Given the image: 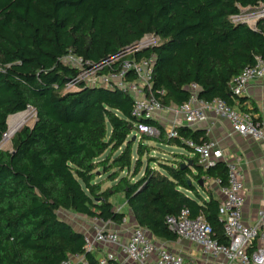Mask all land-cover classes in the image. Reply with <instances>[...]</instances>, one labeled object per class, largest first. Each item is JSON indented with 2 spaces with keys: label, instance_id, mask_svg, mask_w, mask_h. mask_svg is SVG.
Masks as SVG:
<instances>
[{
  "label": "trees",
  "instance_id": "trees-1",
  "mask_svg": "<svg viewBox=\"0 0 264 264\" xmlns=\"http://www.w3.org/2000/svg\"><path fill=\"white\" fill-rule=\"evenodd\" d=\"M261 5L264 0H0V142L10 116L36 111L35 123L13 135L12 149H0V264H60L76 253L98 264L85 249V234L59 211L120 224L125 213L112 201L117 194L158 239L177 240L166 219L187 206L228 243L220 199L205 186L208 179L227 183V164L205 169L184 141L201 142L206 130L182 124L170 137L157 119L135 116V98L119 87L65 91L79 70L62 58L73 52L98 64L119 56L101 73L128 59L153 58L152 94L164 107L189 100L196 83L199 98H221L253 113L258 107L248 108L230 82L258 56L264 59V16L255 26L231 16ZM148 35L158 41L134 47ZM135 78L129 71L126 79ZM140 122L159 135L133 139ZM147 141L178 144L193 156L144 162ZM101 175L113 185L103 188Z\"/></svg>",
  "mask_w": 264,
  "mask_h": 264
},
{
  "label": "built area",
  "instance_id": "built-area-1",
  "mask_svg": "<svg viewBox=\"0 0 264 264\" xmlns=\"http://www.w3.org/2000/svg\"><path fill=\"white\" fill-rule=\"evenodd\" d=\"M263 16L264 5H261L244 9L241 13L232 15L231 19L233 22H246L255 26ZM249 21H253L254 24ZM148 36L155 38L154 35ZM147 46L149 45L141 48ZM134 47L140 49L137 44ZM134 47H129L128 52ZM118 58L119 56H113L102 63L91 64L83 57L70 52L62 58V61L77 68L79 73L69 80L63 89L70 91L84 86H108L129 91L135 98L133 114L137 117L159 119L167 109L174 113L173 124L167 130L170 137L178 135L176 128L179 125L202 123L209 118V111H212L228 120L233 131L242 137L264 143V126L254 113L242 110L239 106L231 105L221 98H215L213 101L199 98L196 83L191 86L193 94L189 100L179 106L164 107L152 94L153 58L128 59L118 69L101 73L105 65H110ZM131 70L136 73V78L127 80V74ZM262 79H264V59L258 56L254 65L247 67L243 73L231 80L230 86L235 95L244 96L252 81ZM136 131L140 134L159 133L158 129L144 122L136 124ZM209 133L210 127L206 128L208 138L202 139L201 142L193 139H184V141L193 148L199 164L205 169L214 167L223 160L227 164V183L223 184L218 178L213 179V182L218 186L219 193L223 197L220 203V219L223 221L228 243H221L214 237L213 229L204 214L200 213L193 217L187 206H184L178 214L169 215L166 221L179 239L198 246L203 258L184 257L127 215L120 223L127 225L126 238L119 230L106 227L105 223L113 222L93 217L90 220L92 233L85 234V249L87 252L99 253L98 264H264V200L255 219L251 222L246 221L243 213L245 196L242 169L238 162L225 159L223 149L217 140L209 137ZM262 168L264 179V160ZM60 264H89V260L86 254L76 253Z\"/></svg>",
  "mask_w": 264,
  "mask_h": 264
},
{
  "label": "crops",
  "instance_id": "crops-1",
  "mask_svg": "<svg viewBox=\"0 0 264 264\" xmlns=\"http://www.w3.org/2000/svg\"><path fill=\"white\" fill-rule=\"evenodd\" d=\"M247 98V107L253 108V104L258 107V111L253 112L264 126V79L252 81L247 93L244 95ZM176 105H172L174 107ZM209 118L199 124L188 125L194 129H205L210 127L209 137L218 141L219 145L224 151L226 160H233L239 163L243 175H244V189L243 194L245 196V205L243 208L244 218L246 221L251 222L255 219L258 209L261 208L264 200V179H263V160H264V143L255 141L253 139L244 138L238 133L234 132L231 124L228 120L219 117L212 111H209ZM175 119V115L172 111L164 112L157 120L165 127L166 131L170 129ZM224 161V160H223ZM207 182L212 184V193L218 199L220 203L222 201V195L219 193L218 186L213 182V179H208ZM122 201L116 202L115 207L118 211L124 212L131 220H135L131 209L122 196ZM68 212V211H66ZM74 215L77 221L71 218H65L69 221L75 229L83 232L84 234L92 233V227L90 226V220L92 218L78 214L70 213ZM107 228L119 230L124 238L127 237V225L116 223H105ZM152 233V232H151ZM166 245L180 253L186 258H203L200 249L194 243L179 239L175 241H167Z\"/></svg>",
  "mask_w": 264,
  "mask_h": 264
},
{
  "label": "rangeland",
  "instance_id": "rangeland-1",
  "mask_svg": "<svg viewBox=\"0 0 264 264\" xmlns=\"http://www.w3.org/2000/svg\"><path fill=\"white\" fill-rule=\"evenodd\" d=\"M249 23L251 24H254L253 21H249ZM158 41V39L155 37L153 38V36H147L145 37L142 41H140L139 43H137V47L138 48H141L143 46H146L147 44L148 45H151V44H154ZM168 112H170L169 109H167ZM28 113V114H27ZM35 120H36V111L35 109H28L26 111V115H25V118L16 126V128L14 129L13 133H11L10 137L6 138V134L2 141L0 142V149H12V137L13 135L15 134V132L20 128L22 127L23 125H30L32 126L34 123H35ZM13 134V135H12ZM133 135H137L138 136V140H140L141 138V134L138 133V131L136 130H133L132 132V137ZM149 136H158L159 133L158 132H154L152 134H148ZM149 146H150V149L149 150V154L148 155H145L143 157V161L146 162L147 161V158L148 156H152V157H155V158H158V159H161V160H173V158H177V159H182V155L180 154H186V155H190V156H193V153L191 151H189L187 148L183 147V146H180L178 144H160L158 142H155V141H147L146 142ZM154 166L157 167V164L154 163L153 164ZM194 171H196V169L193 167ZM98 180H103V188H106V187H109V186H112L113 185V182L111 181H108L106 180V175H101L99 176ZM196 185L198 186L199 190L204 193V190L202 188V186H200L198 183H196ZM205 186L207 189L211 190L212 189V184L210 182H206L205 183ZM122 194H117L115 196H113V201L116 202L118 204V202L122 201ZM71 212L68 211H64V210H60L59 211V215L62 217V218H71L72 220L74 221H77L76 217L74 215H71L70 214ZM93 254L95 255V257L97 258V261H98V258H99V253L97 251H94Z\"/></svg>",
  "mask_w": 264,
  "mask_h": 264
},
{
  "label": "bare ground",
  "instance_id": "bare-ground-1",
  "mask_svg": "<svg viewBox=\"0 0 264 264\" xmlns=\"http://www.w3.org/2000/svg\"><path fill=\"white\" fill-rule=\"evenodd\" d=\"M25 115H26V111L17 113L9 117V120H8L9 131H8V134L6 135V138L10 137L11 133H13L16 126L25 118Z\"/></svg>",
  "mask_w": 264,
  "mask_h": 264
},
{
  "label": "water",
  "instance_id": "water-1",
  "mask_svg": "<svg viewBox=\"0 0 264 264\" xmlns=\"http://www.w3.org/2000/svg\"><path fill=\"white\" fill-rule=\"evenodd\" d=\"M137 135H133V139H136ZM192 163V162H191ZM201 185H203V181H201Z\"/></svg>",
  "mask_w": 264,
  "mask_h": 264
}]
</instances>
